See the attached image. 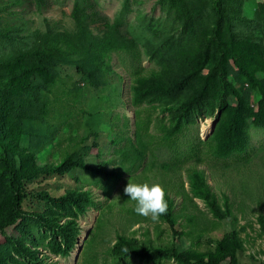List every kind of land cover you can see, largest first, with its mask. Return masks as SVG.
I'll return each mask as SVG.
<instances>
[{"label":"rangeland","instance_id":"374dc122","mask_svg":"<svg viewBox=\"0 0 264 264\" xmlns=\"http://www.w3.org/2000/svg\"><path fill=\"white\" fill-rule=\"evenodd\" d=\"M80 1L95 35L116 25L133 44L105 57L104 84L97 85L82 75L78 67L83 65L86 51L80 50L78 58L71 53L67 64H60L51 72L48 90L42 92L46 106L42 119L35 124L41 129V143L51 144L38 155L39 163L56 165L71 156L83 160L89 168H75L60 176H40L32 179L28 188L52 195L71 189L86 191L92 204L77 219L80 234L68 256L52 254L46 248L50 235L34 229L39 257L45 264H92L87 246L94 239L95 264H178L175 259H121L113 256L110 249L118 235H125L141 246L170 250L175 242L181 251H206L212 241L236 231L242 242L240 264H261L264 238L257 219L264 217V127L255 125L248 116L246 151L220 158L214 156L208 143L216 119L219 120L218 110L209 111L212 101L207 102L202 113L191 114L180 134L171 141L163 133V126L170 125V114L150 105L135 107L132 102L135 76H148L160 69L150 54L152 48L159 47L165 39H174L178 42L174 46L193 53L203 35L194 37L196 28L190 29L163 0ZM214 1L201 0L204 13L199 32H212L217 9ZM75 4L76 0H0V58L57 32L74 33ZM229 16L238 38L257 40L264 46V0H235L230 4ZM235 86L247 89L239 83ZM250 97L256 104L259 95L254 93ZM137 111L141 119L151 117L148 132L138 131ZM25 144L28 142L22 139V145ZM127 149H142L145 156H137L131 165L129 159H122L118 153ZM193 171L205 173L223 211L228 206L230 211L224 219L216 218L205 201L195 196L189 182V173ZM127 180L160 184L165 198L172 201L182 235L175 238L169 224L160 218L153 221L133 213L134 202L122 191ZM38 206L37 202L34 206L28 202L25 209L34 211ZM100 222L99 231L96 227ZM6 233L20 237L16 227ZM5 247L6 238L1 234L0 248Z\"/></svg>","mask_w":264,"mask_h":264},{"label":"trees","instance_id":"16d2710c","mask_svg":"<svg viewBox=\"0 0 264 264\" xmlns=\"http://www.w3.org/2000/svg\"><path fill=\"white\" fill-rule=\"evenodd\" d=\"M163 1L190 29L194 31L196 28L194 37L203 35V38L193 53L174 46L178 45L174 39H165L159 47L152 48L150 54L160 69L148 76L142 73L135 76L133 105H150L161 108L162 113H169L170 125L163 126V133L171 141L180 134L191 114L202 113L207 102L212 101L209 111H219V120L208 140L214 156L229 158L244 153L248 118L252 117L255 125L264 127V76H256L257 73L264 75V46L257 40L238 38L234 34L233 19L229 15L230 4L235 0L214 1L216 17L209 34L199 32L204 13L201 0ZM81 8V1L76 0L74 33L57 32L53 37L42 38L41 42L0 58V235L6 238V247L0 248V264H45L46 261L39 257L37 241L32 235L37 228L50 235L46 248L52 254L68 256L80 234L77 219L92 204L91 195L86 191L71 189L62 195H52L47 191L35 193L28 188L29 182L40 176H60L75 168H89L83 160L71 156L56 165L39 163L38 155L51 144L41 143V129L35 124L42 119L46 106L42 92L48 90L51 72L60 64H67L71 53L78 58L80 50H84L86 57L79 70L86 79L102 85L105 57L113 51L127 50L133 44L121 35L116 25L95 35ZM235 83L242 87L246 85L247 89L239 90ZM254 93L259 95L256 104L250 97ZM231 99H234L233 103H230ZM138 112L137 129L148 132L152 119H141ZM22 139L28 144L22 145ZM118 153L122 159H129L131 165L137 156L140 159L145 156L142 149ZM189 182L195 196L205 201L212 214L224 219L230 210L226 205V211H223L206 174L190 172ZM166 200L167 211L159 218L169 224L178 238L182 235L177 227L179 222L171 199L166 197ZM28 202L30 206L37 202L38 210L25 209ZM257 221L264 238V217L258 216ZM101 224L96 227L99 231ZM12 227H16L20 237L7 235V230ZM94 242L93 239L87 246L92 264L96 263ZM212 244L206 251L191 248L181 251L174 242L172 249L164 250L141 246L125 235H118L110 253L121 259L133 256L146 261L175 259L178 264H240L242 242L236 231L225 233Z\"/></svg>","mask_w":264,"mask_h":264},{"label":"clouds","instance_id":"9594fccd","mask_svg":"<svg viewBox=\"0 0 264 264\" xmlns=\"http://www.w3.org/2000/svg\"><path fill=\"white\" fill-rule=\"evenodd\" d=\"M122 191L134 202L132 211L137 215L150 217L151 220L156 221L167 211L165 191L158 183L148 184L127 180Z\"/></svg>","mask_w":264,"mask_h":264},{"label":"water","instance_id":"95a60500","mask_svg":"<svg viewBox=\"0 0 264 264\" xmlns=\"http://www.w3.org/2000/svg\"><path fill=\"white\" fill-rule=\"evenodd\" d=\"M218 119H216V123H217ZM214 126V125H213ZM80 249H82V247H80Z\"/></svg>","mask_w":264,"mask_h":264}]
</instances>
